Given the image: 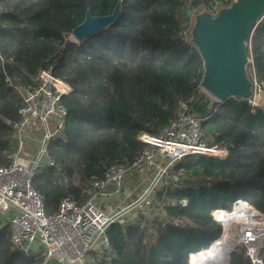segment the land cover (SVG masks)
<instances>
[{
  "label": "trees",
  "instance_id": "obj_1",
  "mask_svg": "<svg viewBox=\"0 0 264 264\" xmlns=\"http://www.w3.org/2000/svg\"><path fill=\"white\" fill-rule=\"evenodd\" d=\"M203 2V4H202ZM233 0H0V165L13 153V130L3 122L19 121V85L53 65L73 92L64 98L69 114L63 136L50 154L57 166L33 181L46 212L59 210L64 197L83 203L86 185L115 164H130L144 145L142 132L153 134L176 119L180 105L202 121L209 146L229 152L226 160L188 156L172 174L182 184L170 190L187 207L168 209L172 220L158 221L144 232L112 225V253L98 264H190V256L208 249L222 235L214 220L218 209L233 211L244 200L264 213V107L247 100L215 102L199 88L202 58L189 42L193 14ZM117 21L82 42L69 38L93 17L113 14ZM191 25V26H190ZM256 79L264 87V17L247 41ZM264 259V251L262 252ZM0 264H39L12 244V227L0 230ZM230 264H251L243 248Z\"/></svg>",
  "mask_w": 264,
  "mask_h": 264
},
{
  "label": "built area",
  "instance_id": "obj_2",
  "mask_svg": "<svg viewBox=\"0 0 264 264\" xmlns=\"http://www.w3.org/2000/svg\"><path fill=\"white\" fill-rule=\"evenodd\" d=\"M220 7L216 3L212 13H217ZM250 75L254 96L247 101L254 109L264 107V87L257 81L255 71ZM17 90L22 101L19 121L3 119L13 130L14 151L9 155V163L0 165V230L10 225L13 247L34 257L39 264L108 261L112 253L108 230L112 225H136L144 232L156 220L171 221L168 209L188 206L186 199L170 197V190L173 192L182 184L181 178L172 174L177 163L188 156L226 160L229 155L226 149L207 145L202 121L191 113L190 103L185 102L180 105L176 119L158 133L142 132L138 136L144 149L132 163L109 166L102 178L87 183L83 203L64 197L59 210L48 215L44 197L35 190L33 181L40 172L57 166L50 146L64 134L69 114L64 98L73 92V87L58 77L51 65ZM139 173H147L144 183L133 188L125 186L128 179ZM240 208V218L228 222V216ZM213 216L222 228L228 227V232L235 227L237 235L232 244H236L235 249L243 248L251 264H264V213L238 200L233 211L218 209ZM199 253L190 256V264H197L194 256Z\"/></svg>",
  "mask_w": 264,
  "mask_h": 264
},
{
  "label": "water",
  "instance_id": "obj_3",
  "mask_svg": "<svg viewBox=\"0 0 264 264\" xmlns=\"http://www.w3.org/2000/svg\"><path fill=\"white\" fill-rule=\"evenodd\" d=\"M120 9L119 3L113 14L108 16L93 17L87 13L84 22L72 32L75 42H82L114 24ZM263 17L264 0H233L230 6L220 7L217 14L213 15L204 8L195 16L189 42L196 47L203 62L204 75L200 87L218 102L224 103L229 98H253L249 71L252 58L247 41ZM235 245L227 249L225 264H230Z\"/></svg>",
  "mask_w": 264,
  "mask_h": 264
},
{
  "label": "bare ground",
  "instance_id": "obj_4",
  "mask_svg": "<svg viewBox=\"0 0 264 264\" xmlns=\"http://www.w3.org/2000/svg\"><path fill=\"white\" fill-rule=\"evenodd\" d=\"M241 209L242 208H240L238 212L233 214L232 216L229 215L228 222L229 220H232V219L238 220L240 218ZM225 224H227V222ZM224 235H225V238L221 239L222 242L217 243L216 246L212 250L206 253H204L203 251V253L198 254V256H194V260L196 258L195 261L197 262V264H225V259L227 258V249L231 247V246H228V244H230V239H229L230 235H228L227 227L225 229ZM227 246L228 248H226ZM206 261H209V262H206Z\"/></svg>",
  "mask_w": 264,
  "mask_h": 264
},
{
  "label": "rangeland",
  "instance_id": "obj_5",
  "mask_svg": "<svg viewBox=\"0 0 264 264\" xmlns=\"http://www.w3.org/2000/svg\"><path fill=\"white\" fill-rule=\"evenodd\" d=\"M202 4H203V2H202ZM203 11V8L201 9V11H199V12H202ZM198 12V13H199ZM219 12V10L217 9V13ZM197 13V14H198ZM217 13H215V14H217ZM197 14H193V17H192V20H191V25L193 26V23L195 22V16L197 15ZM214 15V14H213ZM190 25V26H191ZM189 38V37H188ZM68 39H70L71 41H73V42H75V41H77L76 39H75V37L71 34V35H69V38ZM201 91L203 92V93H205V94H207L203 89H201ZM208 95V94H207ZM213 98V97H212ZM42 136V135H41ZM40 136V137H41ZM63 136V135H62ZM38 142L39 141H36V142H34V144H35V146H36V148L38 149V147H39V144H38ZM147 176V173H139V174H137V175H135V176H132L130 179H128L126 182H125V186H128V187H130V188H133V187H136V186H138L143 180H144V178ZM143 183H144V181H143ZM119 200V199H118ZM117 200V201H118ZM116 201V202H117ZM227 227V226H226ZM226 227H225V229H226ZM235 227L234 226H232L231 227V229H230V231L228 232V235H230L229 236V239H230V244H228V246H232V244L234 243V240L236 239V235H237V233H236V231H235V229H234ZM225 229L223 228L222 229V237H223V235H224V231H225ZM227 229H228V227H227ZM221 236H220V238H221ZM225 238V235H224V237H223V239ZM220 242H222V240L220 239V241L218 242H216L215 244H214V246L212 247H210V248H208V249H204V250H202L200 253H203V251H204V253H206V252H208V251H210V250H212L215 246H216V244L217 243H220ZM228 246L226 247V248H228ZM199 253V254H200Z\"/></svg>",
  "mask_w": 264,
  "mask_h": 264
},
{
  "label": "crops",
  "instance_id": "obj_6",
  "mask_svg": "<svg viewBox=\"0 0 264 264\" xmlns=\"http://www.w3.org/2000/svg\"><path fill=\"white\" fill-rule=\"evenodd\" d=\"M30 148H31V145H30ZM31 151H34V150H31Z\"/></svg>",
  "mask_w": 264,
  "mask_h": 264
}]
</instances>
